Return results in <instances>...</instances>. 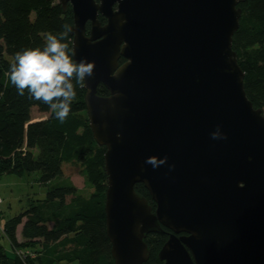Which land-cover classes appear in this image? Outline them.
I'll use <instances>...</instances> for the list:
<instances>
[{
	"label": "water",
	"instance_id": "95a60500",
	"mask_svg": "<svg viewBox=\"0 0 264 264\" xmlns=\"http://www.w3.org/2000/svg\"><path fill=\"white\" fill-rule=\"evenodd\" d=\"M245 1L57 0L71 8V56L94 65L84 104L105 148L114 264H144L163 228L162 264H264V113L232 50Z\"/></svg>",
	"mask_w": 264,
	"mask_h": 264
},
{
	"label": "trees",
	"instance_id": "16d2710c",
	"mask_svg": "<svg viewBox=\"0 0 264 264\" xmlns=\"http://www.w3.org/2000/svg\"><path fill=\"white\" fill-rule=\"evenodd\" d=\"M238 7L241 17L232 50L244 73L248 100L255 109H263L264 0H247ZM98 19L104 23L101 16ZM64 25L72 26L71 8L68 5L63 11L57 0H0V175L39 172V182L45 185L62 176L63 164L74 162L82 168L93 193L83 198L75 187L61 182L63 185L50 189L43 201L9 218L1 232L13 256L9 258L0 245V264H114L105 233V148L96 144L89 129L84 87L73 79L77 95L61 123L48 105L31 98L27 89L24 95H18L4 75L16 52L42 48L46 35L53 33L59 38ZM86 27L88 31L89 25ZM62 42L68 43L71 55L69 33ZM97 94L107 96L108 91L99 86ZM33 110L47 117L33 121ZM134 189L154 209L144 186L137 184ZM20 225L22 241L18 242L16 229ZM168 233L163 228L162 233L146 237L149 257L144 264H162L157 255ZM17 252L25 255L20 257Z\"/></svg>",
	"mask_w": 264,
	"mask_h": 264
},
{
	"label": "clouds",
	"instance_id": "9594fccd",
	"mask_svg": "<svg viewBox=\"0 0 264 264\" xmlns=\"http://www.w3.org/2000/svg\"><path fill=\"white\" fill-rule=\"evenodd\" d=\"M123 23V21H122ZM71 31L69 25L63 26L59 34L48 33L43 47L25 48L16 52L14 61L4 75L15 87L18 95L29 96L41 101L53 112L55 118L63 123L71 110V103L76 98L73 79L80 87L86 77L92 75L93 63L85 60L76 62L69 53V45L63 37ZM213 139H226L219 126L211 133ZM167 157L157 161L148 158L145 163L158 167L164 164ZM173 166L169 165L171 169Z\"/></svg>",
	"mask_w": 264,
	"mask_h": 264
},
{
	"label": "rangeland",
	"instance_id": "374dc122",
	"mask_svg": "<svg viewBox=\"0 0 264 264\" xmlns=\"http://www.w3.org/2000/svg\"><path fill=\"white\" fill-rule=\"evenodd\" d=\"M262 110L264 113V108ZM46 117L47 115L39 114L35 110L31 113L33 121ZM34 154H37L36 151ZM39 177V172L25 173L22 176L0 175V198L2 199V204L0 205V245L9 258L13 256V249L1 232V227L9 218L22 213L30 204L43 201L50 189L62 186V183L75 187L77 195L83 198H88L93 193V188L86 181L82 168L74 162L63 164L62 176L53 179L45 185L39 182ZM48 226L51 227V224ZM20 232L21 225L16 229L17 239L21 242ZM36 249L37 251L40 250L39 245Z\"/></svg>",
	"mask_w": 264,
	"mask_h": 264
},
{
	"label": "built area",
	"instance_id": "2783aa9c",
	"mask_svg": "<svg viewBox=\"0 0 264 264\" xmlns=\"http://www.w3.org/2000/svg\"><path fill=\"white\" fill-rule=\"evenodd\" d=\"M2 204V199L0 198V205ZM17 255L20 256V257H23L24 255L21 253V252H17Z\"/></svg>",
	"mask_w": 264,
	"mask_h": 264
},
{
	"label": "crops",
	"instance_id": "0c3cea01",
	"mask_svg": "<svg viewBox=\"0 0 264 264\" xmlns=\"http://www.w3.org/2000/svg\"><path fill=\"white\" fill-rule=\"evenodd\" d=\"M44 119H45V118H44ZM40 120H43V119H40ZM17 236H18V235H16V238H18ZM17 241L20 242L18 239H17Z\"/></svg>",
	"mask_w": 264,
	"mask_h": 264
},
{
	"label": "flooded vegetation",
	"instance_id": "af4514ba",
	"mask_svg": "<svg viewBox=\"0 0 264 264\" xmlns=\"http://www.w3.org/2000/svg\"><path fill=\"white\" fill-rule=\"evenodd\" d=\"M104 19V18H103ZM104 23H105V20H104ZM103 24V23H102ZM123 63V62H122ZM120 64V63H119Z\"/></svg>",
	"mask_w": 264,
	"mask_h": 264
}]
</instances>
